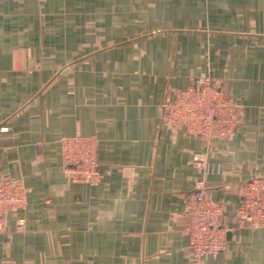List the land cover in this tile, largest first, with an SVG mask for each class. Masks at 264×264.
<instances>
[{
    "label": "crops",
    "instance_id": "crops-1",
    "mask_svg": "<svg viewBox=\"0 0 264 264\" xmlns=\"http://www.w3.org/2000/svg\"><path fill=\"white\" fill-rule=\"evenodd\" d=\"M206 75L243 107L213 144L162 121ZM74 134L98 138L111 174L96 186L62 172ZM0 174L28 188L0 264H190L199 185L227 238L204 264H264V228L236 218L244 184L264 179V0H0Z\"/></svg>",
    "mask_w": 264,
    "mask_h": 264
},
{
    "label": "built area",
    "instance_id": "built-area-1",
    "mask_svg": "<svg viewBox=\"0 0 264 264\" xmlns=\"http://www.w3.org/2000/svg\"><path fill=\"white\" fill-rule=\"evenodd\" d=\"M242 111V105L227 96L218 81L206 75L191 79L185 90L166 102L162 121L172 130L213 144L237 133ZM58 145L67 182L96 186L105 174H111V170L102 172L95 135L62 136ZM192 160L196 166L207 168L205 157L196 154ZM27 204L28 188L24 179L0 174V234L8 231V217L24 210ZM186 212L190 264H204L206 258H217L227 245L223 206L209 199L204 187L199 185L188 200ZM236 218L251 229L264 228L263 178L254 176L244 184Z\"/></svg>",
    "mask_w": 264,
    "mask_h": 264
}]
</instances>
